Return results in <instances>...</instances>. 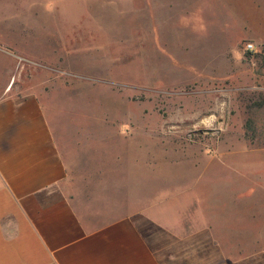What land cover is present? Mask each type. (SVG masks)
<instances>
[{
  "label": "rangeland",
  "instance_id": "1",
  "mask_svg": "<svg viewBox=\"0 0 264 264\" xmlns=\"http://www.w3.org/2000/svg\"><path fill=\"white\" fill-rule=\"evenodd\" d=\"M170 1L0 0V96L40 99L87 225L159 205L183 234L228 222L259 242L231 253L264 252L263 0L246 32Z\"/></svg>",
  "mask_w": 264,
  "mask_h": 264
},
{
  "label": "crops",
  "instance_id": "2",
  "mask_svg": "<svg viewBox=\"0 0 264 264\" xmlns=\"http://www.w3.org/2000/svg\"><path fill=\"white\" fill-rule=\"evenodd\" d=\"M245 4L173 0L164 7L176 20L203 9L209 24L218 23L214 31L227 29L224 23L233 17L236 25L228 30L246 32ZM261 16L253 21V34L263 43ZM69 184L40 99L15 97L6 89L0 96V264H264L262 250L230 252L259 242L235 235L228 222L220 226L205 218L183 234L179 218L168 220L159 205L134 202L128 213L89 226Z\"/></svg>",
  "mask_w": 264,
  "mask_h": 264
},
{
  "label": "clouds",
  "instance_id": "3",
  "mask_svg": "<svg viewBox=\"0 0 264 264\" xmlns=\"http://www.w3.org/2000/svg\"><path fill=\"white\" fill-rule=\"evenodd\" d=\"M45 10L49 12L53 10L52 0H48V2L45 4Z\"/></svg>",
  "mask_w": 264,
  "mask_h": 264
},
{
  "label": "built area",
  "instance_id": "4",
  "mask_svg": "<svg viewBox=\"0 0 264 264\" xmlns=\"http://www.w3.org/2000/svg\"><path fill=\"white\" fill-rule=\"evenodd\" d=\"M246 49H247L248 51H253V50L255 49V46H254L253 44H248V45L246 46Z\"/></svg>",
  "mask_w": 264,
  "mask_h": 264
}]
</instances>
